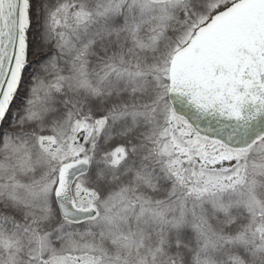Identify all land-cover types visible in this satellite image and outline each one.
I'll return each instance as SVG.
<instances>
[{
    "label": "snow or ice",
    "instance_id": "6c2138e0",
    "mask_svg": "<svg viewBox=\"0 0 264 264\" xmlns=\"http://www.w3.org/2000/svg\"><path fill=\"white\" fill-rule=\"evenodd\" d=\"M0 264H264V0H0Z\"/></svg>",
    "mask_w": 264,
    "mask_h": 264
}]
</instances>
